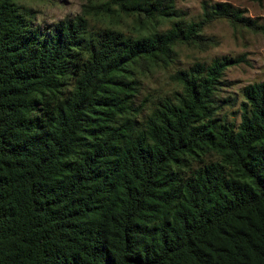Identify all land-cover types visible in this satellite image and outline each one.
Returning a JSON list of instances; mask_svg holds the SVG:
<instances>
[{"label": "trees", "instance_id": "1", "mask_svg": "<svg viewBox=\"0 0 264 264\" xmlns=\"http://www.w3.org/2000/svg\"><path fill=\"white\" fill-rule=\"evenodd\" d=\"M177 2H88L45 31L0 0V264H264V81L243 86L239 123L216 99L237 57L141 98L178 47L214 43V21L264 22L208 0L192 19Z\"/></svg>", "mask_w": 264, "mask_h": 264}, {"label": "rangeland", "instance_id": "2", "mask_svg": "<svg viewBox=\"0 0 264 264\" xmlns=\"http://www.w3.org/2000/svg\"><path fill=\"white\" fill-rule=\"evenodd\" d=\"M101 0H14L24 10L31 12L30 17L35 25L45 31L58 21L75 17L82 12L83 4L100 2ZM202 0H178V7L185 10L188 17L197 19L201 13ZM212 2H229L244 10L250 18L264 22V0H208ZM131 18L122 20L116 17L91 16L90 26L94 29L115 26L126 32L129 31ZM166 27V26H165ZM205 35L213 39V44L205 51L193 47H178V61L169 69L161 70L147 78L143 84L141 98L171 93L178 88L171 74L178 68L188 67L196 61L208 64L213 58L224 55L237 57L241 60L238 65L225 71L226 85L217 91V103L221 106L219 116L228 121L239 123L240 105L244 100L243 86L264 81V34L247 29L233 28L225 20H216L204 29ZM208 159H215L214 155Z\"/></svg>", "mask_w": 264, "mask_h": 264}]
</instances>
